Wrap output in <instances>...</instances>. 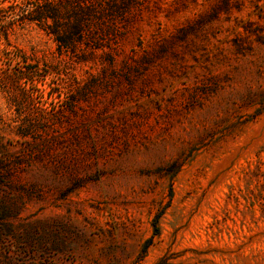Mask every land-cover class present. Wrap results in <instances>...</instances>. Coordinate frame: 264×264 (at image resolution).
Wrapping results in <instances>:
<instances>
[{"label": "rangeland", "instance_id": "374dc122", "mask_svg": "<svg viewBox=\"0 0 264 264\" xmlns=\"http://www.w3.org/2000/svg\"><path fill=\"white\" fill-rule=\"evenodd\" d=\"M35 1L0 0V264H264V0H123L73 50Z\"/></svg>", "mask_w": 264, "mask_h": 264}, {"label": "trees", "instance_id": "16d2710c", "mask_svg": "<svg viewBox=\"0 0 264 264\" xmlns=\"http://www.w3.org/2000/svg\"><path fill=\"white\" fill-rule=\"evenodd\" d=\"M99 0H78L76 2L74 14L76 15L75 22L63 26L64 16L69 15V11L63 8L59 2L45 0L35 1L33 7L26 11L25 19L30 22L37 23L43 30L47 31L55 37L60 48L65 50H73L82 41V36L91 33L94 19L103 12L107 17H113L114 13L118 15L119 20H125L129 7L125 5L123 8H118V4L123 0H107L105 6H97ZM53 25L49 24V21ZM71 30L73 32H71ZM93 31H95L93 29Z\"/></svg>", "mask_w": 264, "mask_h": 264}]
</instances>
